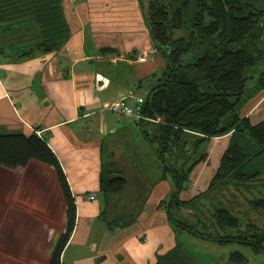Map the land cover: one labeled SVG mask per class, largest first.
<instances>
[{
  "label": "trees",
  "instance_id": "obj_1",
  "mask_svg": "<svg viewBox=\"0 0 264 264\" xmlns=\"http://www.w3.org/2000/svg\"><path fill=\"white\" fill-rule=\"evenodd\" d=\"M139 1L164 69L152 76L140 108L144 118L135 123L154 150L163 177L173 184L160 204L176 235L175 245L152 264H252L241 249L214 254L206 262L188 240L204 243V249L206 243L238 244L264 254V227L244 219L246 211L236 209L225 194L237 197L246 190L252 195L250 208L264 210V119L252 123L242 116L244 105L264 89V0ZM0 31L35 41L18 47L21 55L56 51L71 36L63 0H0ZM228 133L229 143L207 188L180 199L192 170L207 156L208 141ZM32 160L51 166L58 179L67 219L50 262L67 264L60 256L75 225L76 203L57 154L35 130L0 133L1 165L25 167ZM100 183L104 192L119 194L127 178L104 164ZM184 207L194 214H182Z\"/></svg>",
  "mask_w": 264,
  "mask_h": 264
},
{
  "label": "crops",
  "instance_id": "obj_2",
  "mask_svg": "<svg viewBox=\"0 0 264 264\" xmlns=\"http://www.w3.org/2000/svg\"><path fill=\"white\" fill-rule=\"evenodd\" d=\"M63 5L71 36L56 51L35 49L21 55L18 47L33 46L35 41L8 40L10 33L0 31V133L35 130L58 156L76 203L75 225L61 262L152 264L176 243L160 204L170 193V180L161 170L133 213L121 199L113 202L118 194L102 190L100 176L107 160L114 158L117 143L121 145L116 134L132 129L129 121L116 125L129 116L107 104L125 98L135 105L133 96L147 94L152 76L163 71L164 60L153 45L139 0H63ZM103 47L112 50L103 52ZM142 55L143 61L138 59ZM242 116L252 123L264 119V89L244 105ZM230 135L208 141L207 156L192 170L191 184L180 192V199L207 188ZM14 169L25 171L24 179L11 181L18 188L37 170L51 172L59 185L54 169L37 160L16 168L0 164V180Z\"/></svg>",
  "mask_w": 264,
  "mask_h": 264
},
{
  "label": "rangeland",
  "instance_id": "obj_3",
  "mask_svg": "<svg viewBox=\"0 0 264 264\" xmlns=\"http://www.w3.org/2000/svg\"><path fill=\"white\" fill-rule=\"evenodd\" d=\"M144 1L147 5L148 0ZM14 37L17 36L10 35L8 40ZM29 37L23 36L15 39ZM137 93L144 94L143 91ZM128 121L132 129H129L128 133L123 130L124 134H116V139L121 142V145L117 143L114 158L108 159L110 157L106 155L108 159L106 165L113 166L114 170L121 172L127 178L125 188L114 197L113 202L119 198L128 204L127 209L137 213L147 193L151 192L155 180L161 173L162 166L159 165L154 150L138 130L133 116L127 117L125 122H116V125H124ZM24 170H21V174L18 173V169L10 170L8 176L0 180V264H51L54 249L65 230L66 203L61 188L51 172L37 170L38 173L32 176L30 183L24 184L26 181H23L19 188L18 185L17 187L13 185L11 181L15 178H25ZM169 183L171 187L173 185L171 180ZM190 184L189 180L185 184V189ZM172 189L171 187L170 193ZM260 191H264V188L260 187ZM170 193L168 192V197ZM225 194L236 209L246 211L244 219H250L259 227H264V210L254 211L248 204V197L252 196L251 193L243 190L237 193V197L231 196L229 191ZM253 194L258 196L259 192L254 191ZM181 213L191 217L194 209L184 207ZM191 241L188 240L190 248L206 262L214 254L220 252L227 254L232 249H241L250 258L252 264H264V254L255 255L249 248L238 244L220 247L206 243L204 249V243L196 239Z\"/></svg>",
  "mask_w": 264,
  "mask_h": 264
},
{
  "label": "built area",
  "instance_id": "obj_4",
  "mask_svg": "<svg viewBox=\"0 0 264 264\" xmlns=\"http://www.w3.org/2000/svg\"><path fill=\"white\" fill-rule=\"evenodd\" d=\"M138 59L143 61L146 59V55L139 56ZM133 98L135 105H129L127 104L125 98H119L107 104V107L117 112L119 115L133 116L135 119L144 118L140 111L144 102V96L135 95Z\"/></svg>",
  "mask_w": 264,
  "mask_h": 264
},
{
  "label": "bare ground",
  "instance_id": "obj_5",
  "mask_svg": "<svg viewBox=\"0 0 264 264\" xmlns=\"http://www.w3.org/2000/svg\"><path fill=\"white\" fill-rule=\"evenodd\" d=\"M3 251H4V250H3ZM4 253H5V252H4ZM2 258H4L3 255H2ZM0 261H1V260H0Z\"/></svg>",
  "mask_w": 264,
  "mask_h": 264
}]
</instances>
